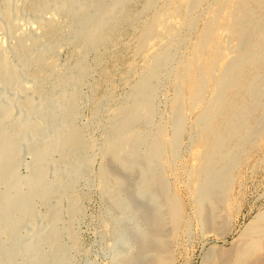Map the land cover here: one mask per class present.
<instances>
[{"label": "bare ground", "instance_id": "6f19581e", "mask_svg": "<svg viewBox=\"0 0 264 264\" xmlns=\"http://www.w3.org/2000/svg\"><path fill=\"white\" fill-rule=\"evenodd\" d=\"M206 2L144 0L135 8L134 0H0V231L10 242L0 246L2 264L16 256L21 264H73L69 251L80 248L72 228L81 206L76 186L89 171L95 176L86 180L108 205L106 225L142 220L137 254L156 250L142 264H173L170 245L184 211L166 174L189 132L197 139L189 189L203 228L228 230L235 171L264 139V0H215L199 20ZM146 14L134 36L135 21ZM183 30L193 41L172 85L171 129L147 135L159 78ZM125 39L129 57L116 51ZM62 52L68 58L61 64ZM115 65L125 66L117 77L129 86L125 95L108 87ZM93 73L101 79L89 85L88 119L102 114L105 121L91 129L78 118ZM27 147L33 159L24 193L18 169ZM93 149L99 153L90 157ZM23 227L26 238L18 234ZM140 254L127 263L140 264ZM205 264H264V212Z\"/></svg>", "mask_w": 264, "mask_h": 264}, {"label": "rangeland", "instance_id": "374dc122", "mask_svg": "<svg viewBox=\"0 0 264 264\" xmlns=\"http://www.w3.org/2000/svg\"><path fill=\"white\" fill-rule=\"evenodd\" d=\"M137 1L138 0H134L135 3H133L134 6L138 4V6H136L135 8H139L144 2V0H139L138 2ZM214 1L215 0H207L206 4L199 9L197 13V17L199 20H203V18L206 17L209 9L213 6ZM144 17L145 16H140L136 20L137 22L135 21L132 29L134 36L138 35L141 32V28L143 29L146 25L149 15L146 14V17ZM187 34H189L188 31L183 30L181 35V42L177 50L175 51L174 59L171 63H169L168 68H166V70L162 72V77L160 76L159 78L153 105L154 115L152 118L154 119L151 120L150 125L148 126V130L146 131L147 135L152 134L159 129L163 130V132L171 129L168 122L167 113L169 110V106L173 103L175 97L172 85L178 74L180 62L190 52L188 49V44H191V42L193 41V37ZM125 42L126 43H124V46L120 45L116 48V51L123 52L126 57H129V55L131 54V47L129 44L130 42L126 39ZM122 47H125L126 49L123 50L124 48ZM66 53L62 52L59 55V63L62 64L67 60L68 55L66 56ZM119 66L120 67L118 68V65H115V67L113 68L114 70H112V80H114L112 81L113 83L111 82V85H108V87L110 88L112 86H115L117 94L125 95L128 92L127 88L129 90V86L121 80V76H123L124 74L123 71L125 69V66ZM117 77L121 78L119 79ZM99 78L101 79L98 73H93L85 81L83 85L84 87H82V94L87 101L83 106V109L80 111L81 113L78 118L79 125L81 126L83 124V126L89 125L90 127L91 125H93L97 127L104 124L105 116L102 114L96 116L93 120H89L91 111H93V106H91V103L89 101L91 97V92H89L91 91L90 86L94 83H98V81H100ZM204 100L207 101L208 96H206ZM190 117V115H187L185 119L186 128H190L194 122V119ZM35 119V117H32L31 121H34ZM93 126H91L90 128L93 129ZM195 136H193L191 132L184 136L182 144L179 147L176 155L177 158L170 165L169 172L166 174V182L169 185V188L177 193L184 211V217L181 225L179 226L177 235L172 240L174 243L171 241L170 245L173 255V264H205L206 258L211 253L231 249L235 240L238 238V236H240V233H242L248 226L249 222L254 221L258 216V213L264 212L263 139L259 142V145L254 148L256 150H246L247 156L239 163L235 171L233 187L229 198L230 203L232 204V214L230 216L231 223L228 230L224 234L219 235L209 232L208 230L203 228L200 215L198 214L199 212L196 209V204H194V197L189 189L190 181L192 178V168L194 165L193 154L195 152L197 142ZM98 153L99 150L93 149L89 152V156L93 157V155L95 156ZM56 157L57 156H55V158ZM96 158L97 160H95L94 170L98 168L99 165L97 164L98 157ZM32 159L33 158L30 148L27 147L22 154L21 164L18 169V175L21 177H19L20 184L22 185L24 183L22 187L20 185V190L24 193L28 190L25 183L26 178L31 174V171L28 168ZM25 176L26 178L24 180ZM87 176L90 179V177L94 178L95 174L89 171ZM88 178L83 179L76 186V191L81 197V206L80 213L77 216V219L72 224V228L73 231L76 232L79 236L80 248L75 251H69L70 256L72 255L73 264H129L130 257L140 254V252L139 254H137V244H139V238L137 234H139V232H141V230L144 228L145 223L142 220H140V222L138 218H135L134 221L132 217H128V219L126 217H121L120 219L122 220L119 219L120 222L118 221L120 225L118 223L114 224L113 226L106 225L108 213V205L106 204L107 202L105 201L100 189L95 186L96 184L94 182H91L90 180H86ZM0 190H2L0 192L5 191L3 185H0ZM11 194H14V191H12ZM37 210L41 211L42 207L37 206ZM28 233L29 230L27 227L21 228L18 232L19 237L23 238H26L28 236ZM117 235H121L118 240L115 238L117 237ZM9 243L10 242L8 236L0 231L1 248H9ZM153 250L156 251L153 247H151L150 249H148V252L144 254V256H142V254L138 256L141 257L140 264H142L144 259L149 260V258L152 257L151 255L155 254ZM127 261L129 262L127 263ZM22 262L23 259L21 258V256H16L13 264H21ZM0 264H2L1 261Z\"/></svg>", "mask_w": 264, "mask_h": 264}]
</instances>
